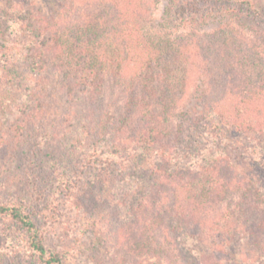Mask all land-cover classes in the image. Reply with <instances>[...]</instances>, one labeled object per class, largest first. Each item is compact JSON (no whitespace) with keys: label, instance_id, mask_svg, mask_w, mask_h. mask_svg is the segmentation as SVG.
<instances>
[{"label":"trees","instance_id":"obj_1","mask_svg":"<svg viewBox=\"0 0 264 264\" xmlns=\"http://www.w3.org/2000/svg\"><path fill=\"white\" fill-rule=\"evenodd\" d=\"M61 3L58 13L49 15L22 5L24 15L18 20L32 42H25L24 52L19 48L5 54L6 63L26 67L31 95L47 84L48 71L58 75L59 94L69 105V116L81 111L82 119L73 126L77 132L66 140L68 168L92 170L98 179L126 174L131 182L134 173H142V181H135L128 195L133 200L131 228L124 234L130 237L134 264H142L139 259L145 254L150 258L146 264H162L161 259L169 261L170 256L163 258L152 235L169 228L198 230L208 207L239 179L228 157L215 147L220 132L228 127L236 135L264 133V67L258 69L253 60L242 57L236 35L225 32L235 30L230 28L232 22L264 38L259 28L263 11L251 0H166L158 26L169 32L151 36L140 29L138 0ZM77 10L82 11L81 18ZM209 22L218 23L223 74L212 100L209 85L202 80L185 103L187 88L200 68L199 57L182 38L172 39L170 32ZM229 46L235 54L224 50ZM31 108L11 110L40 122L43 105ZM65 132L72 131L63 127L52 134L45 128L41 142L58 140ZM6 148L0 145V154ZM137 162L142 165L133 174L126 173ZM62 164L59 159L51 163L57 170ZM48 206L14 195L0 201L4 226L0 234L32 264H63L61 254L48 251L45 244ZM7 263L0 254V264Z\"/></svg>","mask_w":264,"mask_h":264},{"label":"rangeland","instance_id":"obj_2","mask_svg":"<svg viewBox=\"0 0 264 264\" xmlns=\"http://www.w3.org/2000/svg\"><path fill=\"white\" fill-rule=\"evenodd\" d=\"M251 1L261 8L264 17V0ZM138 3L141 31L151 36L168 34L169 31H162L158 26L166 0H138ZM23 4L49 15L58 13L62 3L61 0H0V145L7 147L6 153L0 154V201L14 195L30 201L35 199L44 207L49 205L45 211V216L49 215L44 225L45 244L48 251L61 254L63 264H134L127 243L130 237L126 238L124 233L131 228L133 200L128 195L131 187L134 188L133 183L143 179L141 172L134 171L142 164L134 163L133 171H126L134 173L133 182L126 174L98 179L92 170L68 168L66 140L77 132L73 126L76 120L82 119L81 111L74 117L69 116V105L59 94L58 75L48 71L47 84L31 95L27 91L26 67L21 63H6L5 54L10 55L19 48L24 52L25 42L26 45L32 42L18 20L24 15ZM81 15L82 11H78L79 18ZM229 24L236 31L225 32L236 35L242 57L253 60L258 69L264 67V38L252 36L232 22ZM217 25L209 22L203 27L170 32L172 39L182 38L199 57L196 62L199 74L194 72L185 103L190 102L195 84L202 80L212 92L208 99L212 100L216 93L223 74V58L217 51ZM259 28L264 30V20ZM231 47L224 50L235 54ZM39 103L45 111L40 122L11 110V107L32 109V105ZM63 127L72 131L71 135L65 132L58 140L50 137L41 142L45 128H50L53 134ZM214 142L228 157L239 179H234L233 186L219 202L208 207L205 222L198 230L185 233L169 228L152 235L163 258L170 256L169 261L161 259L162 264L170 261L173 264H264V133L248 131L236 135L226 127ZM58 159L63 163L60 170L51 165ZM237 180L240 181L236 184ZM0 254L7 264H32L1 234ZM139 260L146 264L150 258L145 254Z\"/></svg>","mask_w":264,"mask_h":264}]
</instances>
